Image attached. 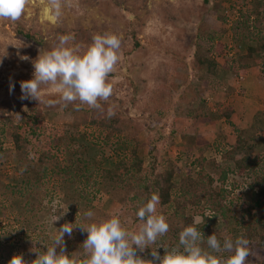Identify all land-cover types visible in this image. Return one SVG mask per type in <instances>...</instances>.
Segmentation results:
<instances>
[{
    "label": "trees",
    "instance_id": "trees-1",
    "mask_svg": "<svg viewBox=\"0 0 264 264\" xmlns=\"http://www.w3.org/2000/svg\"><path fill=\"white\" fill-rule=\"evenodd\" d=\"M244 1H254V6L259 0ZM123 2L111 0L116 7ZM203 3L209 2L203 0ZM262 9L263 13L245 5V10L239 11L237 19L227 28L232 44L229 48L221 41L226 29L215 31L204 28L201 23L190 39L195 46L193 53L198 69H205L209 77L217 79L215 58L221 57L224 71L218 78L223 82L244 75L252 67H260L264 72V6ZM255 14L257 19H253ZM220 19L222 24H227L225 18ZM14 32L26 43L44 44L43 36H37L30 29L17 26ZM65 34L74 35L70 44H78L83 50L94 36L80 28L57 29L51 38L58 44V37ZM130 34L136 48L135 30ZM170 76L167 74L165 85L173 86H163L164 90L155 93L152 100L160 109H171L180 119L178 124L172 123L167 135L164 134L167 111H158L141 123L138 118L126 115L121 109L123 104L115 102L112 96L109 101L101 102L103 111L87 105L76 110L72 104L69 109L72 122L61 129L51 127L41 117L40 111L49 108L45 104L38 102V109L25 114L23 125L18 124L11 110V105L19 107V103L0 104V264H8L13 255L21 253L27 261L35 259L36 253L31 251L34 246L46 251V246L41 244H51L58 229L65 223L75 224L76 218L77 223H89L84 217L88 210L94 212L97 220L107 218L95 204L100 196L127 195L121 202L123 205L119 202L124 207L122 218H127L129 228L137 227L139 220L135 213L154 192L160 196L157 212L170 225L154 248L175 247L179 232L198 216L205 219L197 225L205 236L202 245L205 250L211 251L206 238L213 233L221 244L225 238L235 241L243 236L250 242L251 255L261 253L263 258L258 264H264V136L239 129L230 110L212 112L199 93V86L188 83L189 86H174ZM131 82L130 88L135 94L140 86L136 79ZM178 89L181 93L173 94ZM209 92L214 95L221 90L217 92L214 86ZM111 105L115 106V114L109 118L107 111ZM219 119L224 122L215 126V132L202 131V125ZM222 125L225 131L217 129ZM176 130L182 139L180 157L170 160L165 150L177 135ZM222 134L229 135L233 142L226 143ZM211 150L216 159L204 156ZM7 163H13L12 170L19 175L18 179L8 175ZM236 178L246 179L239 196L233 193L239 186ZM64 211L67 212L53 225L51 218ZM207 215L220 219V235ZM86 238L87 233L79 227L71 236L65 234L67 253L78 255ZM151 251L148 248L137 254L153 259ZM157 251L164 255L163 247Z\"/></svg>",
    "mask_w": 264,
    "mask_h": 264
},
{
    "label": "rangeland",
    "instance_id": "rangeland-1",
    "mask_svg": "<svg viewBox=\"0 0 264 264\" xmlns=\"http://www.w3.org/2000/svg\"><path fill=\"white\" fill-rule=\"evenodd\" d=\"M120 7H116L111 0H71V6L63 9V15L57 25L41 23L39 0L35 5H30L28 11L16 22L10 20H0V104L11 105V110L15 115V120L19 125L26 122L24 115L33 109H38V101L32 99H21V81L33 78V61L38 57L40 50H51L57 44L51 38V33L57 29H83L91 34L113 33L121 37L120 60L116 65L115 71L110 74L109 81L113 85L114 101L122 103V111L131 118H138L144 122L145 118L157 114L158 111H167L165 120V135L172 128V123L178 124L180 120L176 118L175 112L153 104L154 94L164 90L163 86L167 81V74L171 75L174 86H199L200 94L210 107L212 112L230 110L236 126L256 134L264 136V72L260 67H252L244 75L228 79L223 82L218 78L224 71V61L221 57H216L217 67L215 74L217 79L209 77L205 69H198L195 64L194 48L190 39L196 35L197 27L203 23V27L219 31L226 29L223 33L222 42L231 47L230 35L227 33L228 26L238 17L241 10L256 8L263 13L264 3L262 0L254 1L243 0H123ZM246 2V3H245ZM257 5V6H256ZM225 18L227 24H222L220 18ZM258 18L256 14L253 19ZM135 22V24H134ZM200 22V23H199ZM17 26L30 29L37 36H43L44 44L37 46L34 43H26L15 36L14 29ZM208 28V29H209ZM135 30L137 47L134 48V41L131 38V30ZM59 42V41H57ZM69 46H72L69 44ZM19 47V48H18ZM245 46L242 47L244 52ZM83 50V49H82ZM28 56V60L21 59ZM165 76V77H164ZM134 79L140 89L137 93L132 92L130 86ZM166 80V81H165ZM187 83L189 85H187ZM14 85V87H13ZM142 86V87H141ZM217 86V92L211 95V87ZM181 93L178 92L173 94ZM45 98L56 99L57 94L50 93L45 86ZM28 103L25 105V103ZM134 102V103H131ZM37 107V108H36ZM72 104L64 108L59 105L42 109L41 117L47 121L51 127L62 128L72 122L73 117L69 109ZM25 108L27 110L25 111ZM154 116V115H153ZM176 118V119H175ZM224 120L219 119L216 123L202 125V131L206 133L215 132V126ZM164 124V121H163ZM178 126V125H177ZM218 130L225 131L222 125ZM174 136L173 142L165 152L171 159L179 158L180 145L182 139L179 131ZM226 138V143L233 142L229 135L222 134ZM145 134H142L144 137ZM207 137V136H206ZM210 140V138H209ZM166 142V140H165ZM164 142V143H165ZM8 147V145H6ZM206 158L215 157L212 150L206 152ZM217 160H219L217 158ZM184 161L180 159V164ZM7 173L12 178H19V175L12 170L13 163H7ZM4 179V177H3ZM245 178H236L238 188L233 191L236 196L241 194L244 189ZM5 181V180H4ZM229 188V186H228ZM231 188V187H230ZM232 189V188H231ZM130 196V195H129ZM127 195L121 197L105 198L100 196L95 204L101 207V211L108 216L110 213H121ZM122 204H120V203ZM160 214V213H158ZM207 220L220 235L222 224L220 219H213L207 215ZM201 222L205 221L203 217ZM261 254V253H260ZM249 255L247 264H258L262 260V255ZM229 255H223L227 258Z\"/></svg>",
    "mask_w": 264,
    "mask_h": 264
},
{
    "label": "clouds",
    "instance_id": "clouds-1",
    "mask_svg": "<svg viewBox=\"0 0 264 264\" xmlns=\"http://www.w3.org/2000/svg\"><path fill=\"white\" fill-rule=\"evenodd\" d=\"M39 3L41 23L52 25H57L63 9L71 6V0H39ZM35 4L36 0H0V20L16 22L30 5ZM74 39L72 34L60 35L55 47L40 50L33 61V78L21 81L22 100H36L39 105L48 107L59 105L66 108L69 104H75L76 110H80L82 105L104 110L101 102L109 101L113 95L109 76L120 60L121 37L113 33H97L84 50L78 44L69 46ZM21 59L28 60L29 57L22 56ZM45 86L58 98L46 99ZM114 107L111 105L108 108L109 118L115 114ZM159 204L160 196L154 192L136 211L139 225L134 228L128 227L127 218H122L119 212L97 220L94 212L88 210L84 217L89 223H77L76 218L75 224H63L51 244H41L46 246V251L35 246L31 249L36 253L35 259L27 261L21 253L13 255L8 264H247V258L251 255L250 242L243 236L235 241L225 238L221 244L216 233H213L206 238L211 251L205 250L202 247L205 243L204 233L197 227L201 223L198 216L179 232V242L175 247L169 249L160 245L154 248L158 238L166 235L170 228L167 218L157 212ZM66 212L54 215L51 223L54 225ZM77 227L87 233V238L78 255L77 252L69 255L64 237L65 234L71 236ZM33 244L37 242L33 240ZM161 247L165 250L163 256L157 251ZM148 248L152 250L153 259H145L137 254ZM224 252L230 255L224 258L220 255Z\"/></svg>",
    "mask_w": 264,
    "mask_h": 264
}]
</instances>
